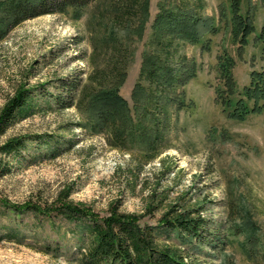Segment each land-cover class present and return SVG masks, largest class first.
Returning <instances> with one entry per match:
<instances>
[{
	"label": "rangeland",
	"instance_id": "obj_1",
	"mask_svg": "<svg viewBox=\"0 0 264 264\" xmlns=\"http://www.w3.org/2000/svg\"><path fill=\"white\" fill-rule=\"evenodd\" d=\"M240 1L254 24L244 42L231 0H96L25 21L0 42V114L19 92L32 94L0 134V149L21 137L38 142L20 155L0 151V264H82L91 239L82 225L33 211L62 203L101 218L117 210L156 228L172 209L195 211L223 249L194 251L166 233L157 245L203 264H264V100L260 113L230 117L240 99L253 107L245 88L253 71L264 72V0ZM173 6L214 18L216 33L196 44L158 42V18ZM149 53L177 67L185 60L195 76L149 89ZM225 57L234 61L230 106L218 98ZM110 92L128 114L102 129L93 112Z\"/></svg>",
	"mask_w": 264,
	"mask_h": 264
},
{
	"label": "trees",
	"instance_id": "obj_2",
	"mask_svg": "<svg viewBox=\"0 0 264 264\" xmlns=\"http://www.w3.org/2000/svg\"><path fill=\"white\" fill-rule=\"evenodd\" d=\"M95 1L1 0L0 42L25 21L44 15L62 14L70 8L77 11L82 10ZM231 7L244 42L254 30L253 21L249 16H242L240 0H231ZM158 23V32L161 34L158 42L165 37H171L172 41L167 43L168 46L175 40L196 44L206 35L214 34L217 31L214 18L200 15L192 7L182 9L173 6L165 9L159 16ZM173 62L171 58L162 57L157 53L146 55L143 72L149 82V89L152 87H155V91L158 90V87L173 89L177 85L186 84L195 76V69L188 67L185 60L179 63L180 67H177ZM233 66L234 61L231 57L221 58L220 67L224 75L225 89L219 91L218 98L224 106H230L229 98L235 92ZM76 89H79V86L67 88L69 92ZM157 95L149 92L146 97L149 98V101L151 97L156 100ZM245 96L254 101L253 107L249 108L244 99H240L236 108L230 113L231 118L244 120L249 114L262 112L264 72L253 71L251 73V83L245 88ZM31 99L30 90L21 91L9 103L0 114V134L6 132L17 113L23 110ZM171 100L177 104L181 102L179 98H171ZM139 102H141L140 99L137 100L138 104ZM155 102L158 103L157 100ZM70 106L72 104L64 105V107ZM127 112V104L121 100L117 93L110 92L106 94L105 101L98 111L96 110L93 114L97 117V126L106 129L116 126L119 122V114L123 113L122 115H124ZM30 140L37 142L31 138L21 137L8 141L0 151L6 155H20L26 142ZM44 143H49V141ZM5 170L6 166L0 161V176ZM33 211L38 217L46 216L49 219L55 215L82 225L79 229L88 232L91 237L88 250L82 255V264H203L195 259L194 255L185 256L184 253L171 247H159L157 245L158 237L165 233L173 234L179 240L180 245L190 246L194 251L205 247L216 252L223 249L221 244H225L220 234L210 231L207 221L195 211L179 212L172 209L162 218L161 224L157 228L148 225L142 227L135 217L117 210L101 218L72 203H62L52 209H33ZM187 257L192 259L188 261Z\"/></svg>",
	"mask_w": 264,
	"mask_h": 264
}]
</instances>
